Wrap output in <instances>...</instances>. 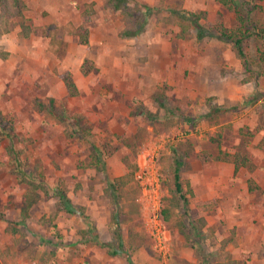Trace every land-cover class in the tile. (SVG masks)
<instances>
[{"label": "rangeland", "instance_id": "374dc122", "mask_svg": "<svg viewBox=\"0 0 264 264\" xmlns=\"http://www.w3.org/2000/svg\"><path fill=\"white\" fill-rule=\"evenodd\" d=\"M24 2L0 36V114L13 136L0 140V264H264V35L244 39L239 57L230 41L197 39L153 11L121 38L125 17L104 0ZM135 2L164 16L204 10L214 34L239 27L217 0ZM252 2L263 28L264 0ZM154 96L179 110L164 113ZM58 188L75 212L57 209Z\"/></svg>", "mask_w": 264, "mask_h": 264}, {"label": "trees", "instance_id": "16d2710c", "mask_svg": "<svg viewBox=\"0 0 264 264\" xmlns=\"http://www.w3.org/2000/svg\"><path fill=\"white\" fill-rule=\"evenodd\" d=\"M219 3H221L223 6H225L227 9L231 10L236 20L239 22V27L235 29H228V28H221V30H218L217 34H214L212 32H209L206 28H204L200 23L199 19L201 17L205 16V11L201 10L200 12H193V11H186L181 10L177 11L176 9L170 10V13L168 16L161 15V11L159 9H153L152 6L143 5L141 6L140 3L135 2L132 7L130 6L131 0H104V3L112 8L113 10H120L123 16L125 17V22L122 28L119 32V37L126 38V37H134L140 34L143 30V21L147 19V16L153 11L157 13L158 18L163 21H172V22H179V24L185 22H188L191 27L194 28V31L196 32V38L200 39L204 36H215L218 39L224 40V41H230L233 45V47L236 49L239 57H245V52L243 50V42L244 39L255 35H264V27H258L257 24H255L250 14L257 8L256 5L253 4L252 0H217ZM132 5V4H131ZM137 8H136V7ZM25 7L24 0H0V36L3 35L6 32H9L12 25H9L10 19L14 17H22L23 16V8ZM133 8H135L133 10ZM153 9V10H152ZM181 18L182 21H178V18ZM145 22V21H144ZM182 25V24H181ZM251 26L249 29H243V27ZM30 26L24 23L20 24V34L24 37H28L31 29ZM80 42L83 44H87V34L85 33L84 37H80ZM9 55L8 51L0 49V58H6ZM260 59L264 61V55ZM92 61L85 59L82 63V73L86 74L92 69ZM262 75H264V70L261 72ZM62 81H64L65 87L68 90V92L71 95H75L77 93V89L75 86V83L71 81L69 76H62ZM154 100L156 101L157 105L161 108H163L164 113H170L171 115L174 114L173 112L175 110H179V108L174 109L173 107H168L163 103V99L159 96H154ZM51 103L49 106L52 105L53 99H50ZM53 108V107H52ZM181 109V108H180ZM220 111V107H215L210 110L207 115H211L212 113H216ZM64 115V114H63ZM183 119L187 121H192V118L186 117L184 113H181ZM5 120L2 118L0 114V140H2L3 136H8V140H10V143L12 142V134L8 132V128L6 126ZM264 142V138L261 140L260 144ZM12 144V143H11ZM10 144V146H7L6 148V154H8L15 163L18 162V152L13 149V146ZM244 160V158H242ZM244 163V161L242 162ZM137 168V165L135 164L130 170L120 177H117L113 179L112 181H109V187H116V183L120 185H123L126 181H129L133 178L134 170ZM237 168V166H236ZM11 173H13L16 176V180L18 183H26L29 185L30 190H34V185L32 182L35 180V176L29 174L26 170L23 169V167L19 164H16L12 166ZM179 170L177 169L174 172V180H175V188L177 191H180V182H179ZM108 190V189H107ZM58 193V202L57 209L65 210L68 213L75 212V208L70 206L69 199L65 195V193L57 189ZM110 193V192H109ZM28 193L25 195V202L26 207L24 211L26 212L31 204V200L28 198ZM111 195V194H110ZM31 198V195H29ZM122 251H120L118 248H114L110 251L112 255L119 254ZM124 252V251H123ZM222 264H230V263H222Z\"/></svg>", "mask_w": 264, "mask_h": 264}, {"label": "built area", "instance_id": "2783aa9c", "mask_svg": "<svg viewBox=\"0 0 264 264\" xmlns=\"http://www.w3.org/2000/svg\"><path fill=\"white\" fill-rule=\"evenodd\" d=\"M138 176H141L140 174H138ZM30 264H34V263H30Z\"/></svg>", "mask_w": 264, "mask_h": 264}, {"label": "crops", "instance_id": "0c3cea01", "mask_svg": "<svg viewBox=\"0 0 264 264\" xmlns=\"http://www.w3.org/2000/svg\"><path fill=\"white\" fill-rule=\"evenodd\" d=\"M112 9V8H111ZM113 10V9H112Z\"/></svg>", "mask_w": 264, "mask_h": 264}]
</instances>
